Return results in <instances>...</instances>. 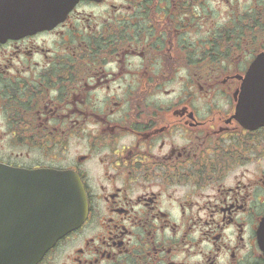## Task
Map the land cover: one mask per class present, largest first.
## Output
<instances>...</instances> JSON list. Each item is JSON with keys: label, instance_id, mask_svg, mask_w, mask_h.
<instances>
[{"label": "flooded vegetation", "instance_id": "1", "mask_svg": "<svg viewBox=\"0 0 264 264\" xmlns=\"http://www.w3.org/2000/svg\"><path fill=\"white\" fill-rule=\"evenodd\" d=\"M0 48V132L20 149L0 162L85 191L37 264H264V97H238L264 0H81Z\"/></svg>", "mask_w": 264, "mask_h": 264}, {"label": "water", "instance_id": "2", "mask_svg": "<svg viewBox=\"0 0 264 264\" xmlns=\"http://www.w3.org/2000/svg\"><path fill=\"white\" fill-rule=\"evenodd\" d=\"M78 1L0 0V43L52 28ZM239 97H264V53L248 70ZM85 215L84 188L74 173L0 163V264H36Z\"/></svg>", "mask_w": 264, "mask_h": 264}, {"label": "rangeland", "instance_id": "3", "mask_svg": "<svg viewBox=\"0 0 264 264\" xmlns=\"http://www.w3.org/2000/svg\"><path fill=\"white\" fill-rule=\"evenodd\" d=\"M2 58H3V49L0 48V63H2ZM1 74V71H0ZM2 120L1 114H0V121ZM1 125V122H0ZM4 129V128H2ZM0 129V130H2ZM8 139L7 134H4L3 132H0V157L5 158L6 154L13 152V153H18L20 149L16 146H11L8 144ZM73 148H78V146L74 143Z\"/></svg>", "mask_w": 264, "mask_h": 264}, {"label": "trees", "instance_id": "4", "mask_svg": "<svg viewBox=\"0 0 264 264\" xmlns=\"http://www.w3.org/2000/svg\"><path fill=\"white\" fill-rule=\"evenodd\" d=\"M13 93H16V92H13Z\"/></svg>", "mask_w": 264, "mask_h": 264}]
</instances>
